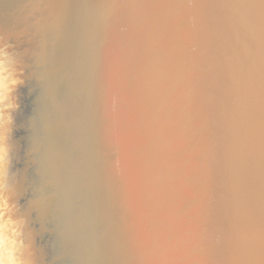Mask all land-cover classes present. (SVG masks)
<instances>
[{"label":"bare ground","instance_id":"obj_1","mask_svg":"<svg viewBox=\"0 0 264 264\" xmlns=\"http://www.w3.org/2000/svg\"><path fill=\"white\" fill-rule=\"evenodd\" d=\"M0 36L30 264H264V0H0Z\"/></svg>","mask_w":264,"mask_h":264},{"label":"clouds","instance_id":"obj_2","mask_svg":"<svg viewBox=\"0 0 264 264\" xmlns=\"http://www.w3.org/2000/svg\"><path fill=\"white\" fill-rule=\"evenodd\" d=\"M11 43L0 36V264H30L25 258L23 220L11 215L13 205L6 192L11 168L10 147L13 112L19 109L18 89L25 83V70L13 61Z\"/></svg>","mask_w":264,"mask_h":264}]
</instances>
